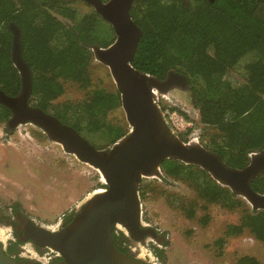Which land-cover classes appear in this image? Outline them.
I'll use <instances>...</instances> for the list:
<instances>
[{
	"label": "trees",
	"instance_id": "1",
	"mask_svg": "<svg viewBox=\"0 0 264 264\" xmlns=\"http://www.w3.org/2000/svg\"><path fill=\"white\" fill-rule=\"evenodd\" d=\"M76 6L74 0H0V88L13 96L21 92L11 55L9 24L14 22L20 27L23 55L33 72V103L52 110L87 139L99 133L114 143L128 132L124 124L107 120L108 113L121 106V95L117 89L92 86L91 64L92 48L110 45L116 34L95 10L83 12ZM131 15L143 32L132 65L162 80L170 71L189 77L190 100L205 125L204 146L239 168L250 161V154L264 150V0H134ZM249 54L254 56L244 64L245 80L233 86L226 74ZM68 82L92 90L75 104H56ZM10 116V109L0 104V122ZM162 166L169 176L191 180L206 203L243 207L240 223L230 225L228 233L248 229L264 243V210L247 207L200 166L175 158ZM252 186L264 193V172ZM196 205L193 201L186 208L190 217ZM114 239L120 250L130 251L124 233H114ZM14 249L9 247L8 252L13 254ZM238 263L264 264L250 255Z\"/></svg>",
	"mask_w": 264,
	"mask_h": 264
},
{
	"label": "water",
	"instance_id": "2",
	"mask_svg": "<svg viewBox=\"0 0 264 264\" xmlns=\"http://www.w3.org/2000/svg\"><path fill=\"white\" fill-rule=\"evenodd\" d=\"M84 1L93 5L116 34L113 43L95 46L93 52L110 69L130 131L107 148H98L74 126L31 105L33 72L23 55L20 27L10 22L11 55L20 75L21 92L11 96L0 88V104L11 111L9 127L28 122L37 125L67 152L97 168L106 185L94 192L62 228L49 230L30 222L24 229L25 236L40 247L58 251L66 264H147L133 255L134 248L128 253L120 250L114 232L122 227L120 230L137 242L157 236L155 228L143 225L139 185L142 177L155 176L170 158L200 166L216 182L247 199L253 209L264 210V193L252 187L253 179L264 172V150L250 154L248 164L239 168L227 164L219 152L197 140L180 139L157 100L158 94L168 97L172 88L190 89L187 76L170 71L160 80L132 65L143 34L131 15L134 0ZM0 264H21L6 252L1 241Z\"/></svg>",
	"mask_w": 264,
	"mask_h": 264
},
{
	"label": "rangeland",
	"instance_id": "3",
	"mask_svg": "<svg viewBox=\"0 0 264 264\" xmlns=\"http://www.w3.org/2000/svg\"><path fill=\"white\" fill-rule=\"evenodd\" d=\"M74 3L83 12L90 9L81 0ZM105 26L103 23L102 27ZM102 27L100 30H103ZM253 56H245L227 72L226 77L233 86L244 82V64ZM91 71L93 87L117 89L110 69L96 57L92 61ZM90 90L92 88L83 89L79 84L68 82L65 92L55 103L75 104L85 99ZM190 98V89L172 88L168 98L160 100V108L183 112L193 124L189 133L178 134L180 139L189 141L197 136V141L204 145L207 141L203 136L205 125L200 121L199 111ZM107 120L124 124L129 133L130 126L122 104L108 113ZM3 129H6L4 122H0V206L6 209L3 216L10 217L7 207L17 202L25 218H32L45 227L59 229L65 216L77 212L95 190L106 187L99 180L101 174L94 166L67 152L61 143L49 138L37 125L20 124L13 128L10 135ZM192 132L194 135H191ZM102 136L97 133L87 137L98 148L112 145ZM139 196L143 225L155 228L159 237L149 236L138 243L125 235L130 239V250L134 248L133 255H138L141 248V258L147 264H150L147 253L158 255L156 248L163 251L161 256L158 255L161 264H239V258L245 255L254 256L264 263V243L248 229L240 234L228 233L230 225L240 223L243 207L231 209L220 203H206L199 199L197 188L191 180L169 176L163 166L155 176L142 177ZM238 197L252 208L247 199ZM193 201L197 205L194 216L190 217L186 208ZM0 226L4 227L10 238V228L1 221ZM120 232L124 233L120 228L117 229L116 233ZM7 235L4 240L6 249L10 241ZM221 238L224 240L222 244L218 242Z\"/></svg>",
	"mask_w": 264,
	"mask_h": 264
},
{
	"label": "flooded vegetation",
	"instance_id": "4",
	"mask_svg": "<svg viewBox=\"0 0 264 264\" xmlns=\"http://www.w3.org/2000/svg\"><path fill=\"white\" fill-rule=\"evenodd\" d=\"M77 0H74V2H76ZM83 1V3L88 6L91 10H95V8L93 7V5H90L88 4L86 1L84 0H81ZM103 1H107V0H103ZM96 11V10H95ZM10 25V24H9ZM109 46V45H108ZM101 47H107V46H101ZM174 72H177V71H174ZM181 73V72H180ZM184 74V73H183ZM168 75V74H167ZM188 80H189V86H190V79L189 77H187ZM159 79V78H158ZM165 79V78H164ZM163 79V80H164ZM162 80V79H160ZM9 95V94H8ZM13 96V95H11ZM33 96V95H32ZM31 105H35L32 101V97H31ZM36 107H39L37 105H35ZM41 109H43L44 111L52 114V115H55L54 112L50 109L49 110H45L44 108L40 107ZM57 116V115H55ZM11 117V116H10ZM10 117L7 119V121H4V125L6 127V129H3V131L5 132L6 130L8 132L7 135L11 134L10 132H12L13 128H10L9 125H8V122L10 120ZM60 120L61 117L57 116ZM64 122V120H62ZM28 123H31V122H28ZM65 124H69L67 122H64ZM23 124H26V123H23ZM71 125V124H69ZM11 137V136H10ZM248 164V163H247ZM255 179V178H254ZM253 179V180H254ZM253 182V181H252ZM253 187V186H252ZM259 192V191H258ZM261 193V192H260ZM7 209L10 211H8V216L10 217H7V216H3L2 213L5 212V207H1L0 206V221L3 223V225H6L10 228L11 230V233L12 236H9L5 233V229H3L4 227L3 226H0L1 229H3V232L5 233V235H7V239H10V241L8 242V246H7V249L5 248L6 252L8 254H10L8 251H9V247H15L14 249V252H11L13 254H10L11 256H13L15 258V261H18L20 262L21 264H44L42 261L40 260H37L35 258V253H39V254H44V253H48V255H50V263L49 264H66L64 259H62L61 255L60 254H57L56 252L52 251V250H49V247H40L38 245H36L31 239H28L26 236H25V233H24V229L28 226V224L30 222L32 223H35L37 225H40V226H43L45 227L44 225H41L39 223H36L32 218H25L20 212H21V208H20V204L17 203V202H12L10 203V205L7 207ZM76 213V212H75ZM74 216V212L69 214L68 216H65L64 219L62 220V225L60 228H62L63 226H65L67 223L70 222V218L71 216ZM7 217V218H6ZM45 228H48L49 230H58V229H54V228H51V227H45ZM59 228V229H60ZM116 233V232H114ZM118 234V233H117ZM120 234V233H119ZM159 234L157 233V236ZM130 236V235H129ZM154 237V238H157ZM159 237V236H158ZM128 238V241L127 243H129L130 239L129 237ZM131 238V236H130ZM132 239V238H131ZM133 240V239H132ZM1 243L3 244L4 246V241L1 240ZM138 244V243H137ZM158 245L162 246L161 243H159ZM129 246V244H128ZM140 253L138 254V256L142 257L143 255L141 253H143V250L140 248ZM29 251V252H28ZM31 253V256H34V257H30L28 256L29 254ZM153 254V252H152ZM154 255H156L154 253ZM158 256V255H157ZM159 257V256H158ZM35 260L36 262H32L31 260Z\"/></svg>",
	"mask_w": 264,
	"mask_h": 264
},
{
	"label": "built area",
	"instance_id": "5",
	"mask_svg": "<svg viewBox=\"0 0 264 264\" xmlns=\"http://www.w3.org/2000/svg\"><path fill=\"white\" fill-rule=\"evenodd\" d=\"M162 98H168V97L165 96L164 94H158L157 103L159 104V106L161 103L160 100ZM163 113L177 134H187L190 132V128L192 127L193 122L187 119L182 113H180V111L171 110L170 108L169 109L165 108L163 110ZM191 135H194V132H192ZM197 139L198 137L196 136L194 137V139H190L189 141L197 140ZM49 250H52L56 252L57 254H60L58 251L54 250L51 247H49ZM35 255H36L35 258L42 262L44 261L43 262L44 264H49L51 261L49 258L50 255H48V253H44V254L35 253ZM147 255L150 257L149 262L151 264H161V261L157 255L152 254V252L147 253ZM28 256H30L31 258L34 257V256H31V253Z\"/></svg>",
	"mask_w": 264,
	"mask_h": 264
},
{
	"label": "bare ground",
	"instance_id": "6",
	"mask_svg": "<svg viewBox=\"0 0 264 264\" xmlns=\"http://www.w3.org/2000/svg\"><path fill=\"white\" fill-rule=\"evenodd\" d=\"M97 169V168H96ZM98 170V169H97ZM98 172L101 174V179H99L100 181H103L105 182L104 180V177L102 175V173L98 170ZM103 189L102 188H98L97 190H95V192H99V191H102ZM120 229H122V227H119ZM6 236H5V233L3 232V229L0 228V239L1 240H5ZM142 254V253H141Z\"/></svg>",
	"mask_w": 264,
	"mask_h": 264
},
{
	"label": "clouds",
	"instance_id": "7",
	"mask_svg": "<svg viewBox=\"0 0 264 264\" xmlns=\"http://www.w3.org/2000/svg\"><path fill=\"white\" fill-rule=\"evenodd\" d=\"M115 38H116V37H115ZM92 50H93V48H92ZM179 111H180V110H179ZM180 113H182V112H180ZM182 114H183V113H182ZM183 115H184V114H183ZM184 116H185V115H184ZM185 117H186V116H185ZM183 140H184V139H183ZM184 141H186V140H184ZM201 144H202V143H201ZM252 209H253V208H252ZM144 226H145V225H144ZM146 227H149V226H146ZM147 237H149V236H147ZM147 237H146V238H147ZM151 237H153V236H151ZM146 238H145V239H146ZM133 241H134V240H133ZM143 241H144V240H143ZM135 242H137V241H135ZM138 243H140V242H138ZM149 263H150V262H149ZM150 264H151V263H150Z\"/></svg>",
	"mask_w": 264,
	"mask_h": 264
}]
</instances>
